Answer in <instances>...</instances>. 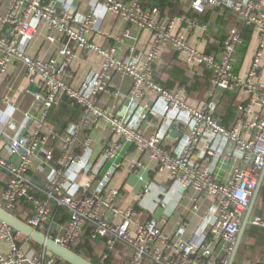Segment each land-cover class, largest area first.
Listing matches in <instances>:
<instances>
[{"label":"built area","instance_id":"2783aa9c","mask_svg":"<svg viewBox=\"0 0 264 264\" xmlns=\"http://www.w3.org/2000/svg\"><path fill=\"white\" fill-rule=\"evenodd\" d=\"M7 1L9 8L0 16V27L8 31L6 35L0 31V77L10 64H22L30 78L37 79L38 90L33 94L32 110L20 125L9 118L8 131L18 134L8 139L6 157L0 154V175L8 176L7 187L0 195L4 210L11 213L24 200L33 212L26 224L69 250L88 233L91 240L103 242L102 262L122 253L128 257L126 264H231L238 234L264 172V0H191L196 15L208 10L221 14L229 11L243 27L253 28L257 49L244 77L235 71L236 54L242 44L236 28L228 30L216 57L192 47L182 33L174 32V19L162 18L158 8H145L141 0H90L86 14L78 12L75 0ZM105 12L151 32L148 51L140 55L132 48L129 54H120L124 37L116 46L96 45L91 37L98 32ZM181 20L188 31L199 24L198 19L188 16ZM40 25L50 31L46 40L56 45L61 59L29 55L27 49ZM164 50L180 53L187 65L210 72L209 97L199 107L188 104L185 90L172 92L154 80L153 67ZM83 55L95 56L97 66L74 86L70 80ZM114 75L132 81L124 116L99 103L100 96L110 91ZM223 92L247 96L230 128L214 117L217 97ZM65 97L82 107L79 122L62 136L51 129L47 132L49 112ZM147 116L161 119L158 132L140 131ZM102 124L107 126L110 138L103 156L96 158L90 150L92 134ZM172 132L180 138H173L170 144ZM84 134L80 143L79 137ZM52 143L61 151L57 163L53 162ZM127 148L148 155L180 191L192 190L213 198L209 213L190 240L184 238V225L175 237H169L156 219L139 222L140 213L134 206H119L120 191L111 186V180L124 167ZM39 153L44 159L34 168L33 159ZM216 162L223 168L231 165L230 177L224 182L214 177L211 164ZM144 166L138 161L131 170L139 176ZM31 171L45 176L44 187L33 181ZM70 173L74 179H69ZM139 179L144 181L142 176ZM152 188L151 183L145 184L138 195L140 205ZM163 193L153 199L155 208L163 206ZM53 206L69 215L60 229L54 223ZM249 223L264 229V219L252 218ZM23 236L0 220V244L9 245L6 254L0 253V264L65 263L44 247L41 251L24 250L19 246ZM222 242L223 256L216 258L215 246Z\"/></svg>","mask_w":264,"mask_h":264},{"label":"crops","instance_id":"0c3cea01","mask_svg":"<svg viewBox=\"0 0 264 264\" xmlns=\"http://www.w3.org/2000/svg\"><path fill=\"white\" fill-rule=\"evenodd\" d=\"M75 1L80 14H86L89 12L90 0ZM179 1L181 10L185 14L173 18L174 32L182 33L192 47H195L208 55L219 57L223 49L228 30L234 28L232 27L231 21L229 22L225 18H222L225 14H221L215 10H208L206 14H209V18L205 19V15L199 16L193 13L191 10V0ZM8 8V1L0 0V16L5 14ZM184 16L198 19V27L193 31H188L185 21L182 22L181 20ZM162 18L170 17L166 16ZM98 29V32L94 33L91 39L100 47L106 48L116 46L117 41L124 37L120 54H129L130 49L132 48L135 49L137 54H145L152 42L151 32L129 25L126 21H124V19L113 12H105L102 14ZM0 31L5 35L8 33L6 28L0 27ZM37 31L38 32L36 33L34 40L27 49L29 55L40 59H47L51 57H58V59H61L58 55L56 45H53L46 40V36L50 33L48 28L40 25L38 26ZM125 33H128V37H125ZM65 42L66 41H63V43ZM256 49L257 39L255 34H253V39L250 43L248 53L238 73L241 77H244L247 74ZM95 66H97L95 56L88 57L83 55L81 61H79V63L75 66L74 77L70 80V84L78 86L86 76V73H88ZM153 69L154 80L165 89L172 92L179 89L185 90L187 93V102L190 106L199 107L201 102L208 99L210 92V72L201 67L187 65L184 55L170 50H164ZM207 72L209 73V79L205 76ZM184 82H188L189 87L191 88L193 86L195 89L190 92L189 90L187 91L184 86ZM131 83L132 81L129 77L114 75L110 83V91L103 93L99 98L100 105L110 111L116 112L118 116H124L127 107L126 98L130 91ZM37 90V79L30 78L26 72L25 66L22 64H10L4 75L0 77V154L4 157H6L7 154L6 144L8 139L10 136L18 134L17 131L11 133L8 131L9 118H12L17 125H20L24 121L25 114L30 112L33 108V94ZM223 93L217 97L218 101ZM9 108L13 110L11 115H7ZM79 120L72 123L63 135L66 134L73 125H76ZM160 125L161 119L153 116H147L146 121H143L142 126L140 127V131L144 134H153L159 131ZM101 126L102 127L92 134L93 143L90 150L92 152V156H95L96 158L103 156L104 147L110 138L107 126L105 124H102ZM46 129L47 132L51 129L62 136V134L57 132L50 124H47ZM178 137L179 134L178 136H173L171 133L172 139H168V143H173V140H175L173 138ZM84 139L85 134L80 135L79 142L83 143ZM51 148H53V162L57 163L61 154L60 148L58 144L55 143H53ZM126 152V155H123L124 167L118 171L111 180V186L118 188L120 191L119 206L123 209L134 206L140 213V217L138 219L139 222H145L146 220L152 218L156 219L161 229L169 237H175L180 226L184 225L186 228L184 238L186 240H190L193 237L194 231L200 225L203 216L209 213V209L214 202L213 198L192 190L184 192L180 191L177 187L173 186V182L167 173H160L158 171L157 164L150 159L148 155H142L133 148H127ZM122 154L123 153H121V155ZM17 159L18 158H13L12 160L17 161ZM43 159V154L39 153L36 158L33 159L34 168L41 165ZM138 161L143 162L145 165L144 169L140 170L139 176L131 170V165ZM220 161L224 160L222 159ZM234 161L235 158L233 157L231 162L234 163ZM237 161L238 160H236V162ZM211 168L213 169L216 180L224 182L229 179L231 174V165L223 168V166L219 167L216 162L211 164ZM30 175L32 176V179L33 177H38L42 183L44 182V175L33 171H31ZM70 175L73 177L72 179H74V175L72 173H70ZM131 176L137 177L133 184L128 183ZM140 176L144 178V181L139 179ZM115 177H117V180L114 181L113 185ZM7 179V175H0V193H2L7 187ZM81 181L84 183L85 179H82ZM146 183H151L153 188L151 195L147 196L140 205L138 195ZM263 187L264 180L261 189ZM261 189L255 200L249 222L252 218L264 219V195L261 194ZM162 190H164V193L160 196V198L163 200V206L155 208L152 201ZM0 208L4 209V205H2L1 202ZM248 210L246 212L243 225L245 223ZM54 223L56 227L60 229V226L56 222ZM253 227L254 226L249 223L241 236L242 226L237 237L235 250L236 254L234 253L235 258L232 264H264V229L258 227L253 229ZM31 241L32 240L29 238H22L19 241V246L27 251L29 250V244ZM100 243L103 245L102 241H100ZM224 247L225 244L223 242L216 244L214 257H222ZM33 248L36 249L35 247ZM42 248L36 250L41 251ZM8 251L9 245L6 242H2L0 244V253L6 254ZM117 254V257H119L122 263L126 264L128 257L122 253Z\"/></svg>","mask_w":264,"mask_h":264},{"label":"trees","instance_id":"16d2710c","mask_svg":"<svg viewBox=\"0 0 264 264\" xmlns=\"http://www.w3.org/2000/svg\"><path fill=\"white\" fill-rule=\"evenodd\" d=\"M142 5L145 8H158L162 17H170L171 19L176 18V16H182L185 13L181 10V5L179 0H141ZM207 13V12H206ZM205 15V19L209 18V14ZM202 17V16H201ZM227 21L234 22V28L240 31L242 37V44L238 48L236 54V63H235V71L239 73L245 57L248 53L250 43L253 39V28L243 27L242 24L237 20L235 15L231 12L225 13L224 17ZM222 40V39H221ZM209 73L205 75L209 79ZM189 83L184 82V86L187 91H192L195 87H189ZM241 96V97H240ZM239 97V99H238ZM243 97V98H242ZM247 103V96L244 93H232V92H224L222 96L219 98L217 104V110L214 113V117L221 125L224 127L230 128L238 117V107L239 105ZM83 109L80 105L70 100L68 97L56 107H54L48 115L47 124H50L54 127V129L63 135L64 132L68 129V127L79 120ZM53 143L51 144V146ZM261 194L264 195V187L261 189ZM11 214L15 216L20 221L26 223L28 218L33 214L31 211L30 205L22 200L16 207L11 211ZM53 216L55 218V222L59 225H65L69 220L68 214L64 209L53 206ZM255 227H253L254 229ZM250 231V230H248ZM31 244L36 249H41L42 246L31 241ZM70 250L82 258L88 260L92 264H124L117 257L118 254H112L109 258L102 262L101 254L104 251L102 243L100 241L91 240L88 237V233L84 234L75 244L69 246ZM55 264H70L65 261H57Z\"/></svg>","mask_w":264,"mask_h":264},{"label":"water","instance_id":"95a60500","mask_svg":"<svg viewBox=\"0 0 264 264\" xmlns=\"http://www.w3.org/2000/svg\"><path fill=\"white\" fill-rule=\"evenodd\" d=\"M172 135L178 136V134L175 132H172ZM263 180H264V172H263L262 178L259 182L258 189L255 193L253 200H252L251 206L248 210V214H247L245 223H244L243 228H242L241 236L249 224V219H250L252 211H253L255 200H256L258 193L261 189ZM33 181L42 187L45 186L44 183H42V181L38 177H33ZM0 220L5 222L6 224H8L15 231H17V232L23 234L24 236H26L27 238L31 239L33 242H35V243L41 245L42 247L46 248L50 255H55V256L63 259L64 261H66L70 264H92L88 260H86V259L82 258L81 256L77 255L76 253L72 252L71 250H69V249L57 244L53 240L47 238L42 233L32 229L29 225L20 221L15 216H13L11 213L5 211L2 208H0ZM235 254L232 258L231 264L234 261Z\"/></svg>","mask_w":264,"mask_h":264},{"label":"rangeland","instance_id":"374dc122","mask_svg":"<svg viewBox=\"0 0 264 264\" xmlns=\"http://www.w3.org/2000/svg\"><path fill=\"white\" fill-rule=\"evenodd\" d=\"M234 20L232 19L231 20V24H232V27H234ZM137 179V177L135 176H131V178H130V180H129V184H133L134 182H135V180ZM117 180V177H115V180H113V185H114V181H116ZM1 194V193H0ZM127 195V194H126ZM23 238H25V239H28L27 237H25V236H23ZM29 250H36V249H34L33 248V246H32V244H31V242H30V244H29Z\"/></svg>","mask_w":264,"mask_h":264},{"label":"clouds","instance_id":"9594fccd","mask_svg":"<svg viewBox=\"0 0 264 264\" xmlns=\"http://www.w3.org/2000/svg\"><path fill=\"white\" fill-rule=\"evenodd\" d=\"M13 110L11 109V108H9V110H8V113H7V115H11V112H12ZM73 177L70 175L69 176V179H72Z\"/></svg>","mask_w":264,"mask_h":264}]
</instances>
